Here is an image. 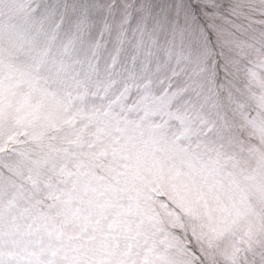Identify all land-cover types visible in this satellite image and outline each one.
Wrapping results in <instances>:
<instances>
[{
  "label": "snow or ice",
  "instance_id": "1",
  "mask_svg": "<svg viewBox=\"0 0 264 264\" xmlns=\"http://www.w3.org/2000/svg\"><path fill=\"white\" fill-rule=\"evenodd\" d=\"M0 264H264V0H0Z\"/></svg>",
  "mask_w": 264,
  "mask_h": 264
}]
</instances>
